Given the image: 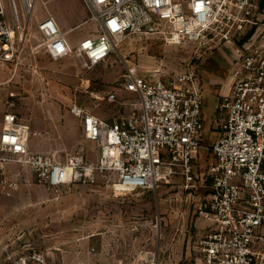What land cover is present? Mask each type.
I'll use <instances>...</instances> for the list:
<instances>
[{
    "label": "built area",
    "instance_id": "obj_1",
    "mask_svg": "<svg viewBox=\"0 0 264 264\" xmlns=\"http://www.w3.org/2000/svg\"><path fill=\"white\" fill-rule=\"evenodd\" d=\"M36 1L0 0L2 62H14V46L29 41ZM84 1L94 9L97 34L73 44L48 14L37 22L41 42L33 49L36 53L55 60L77 56L94 67L107 61L118 41L135 35L159 32L169 43L208 44L219 34V40H229L230 30H217L231 21H244L257 8L255 0ZM239 52L230 92L222 95L216 107L219 133L210 145L212 162L203 173L211 185L200 213L211 225L200 242V264H264V37L256 31ZM121 91L139 96L136 114L110 119L78 104L71 107L85 137L97 143L96 161H88L82 151L62 161L33 152L25 126L15 113H6L0 134V170L11 164L12 157L51 190L110 175L115 195L154 189L176 174L191 183L196 159L207 149L200 71L192 67L150 77L133 65L105 99L115 102ZM13 185L10 178L2 179L0 198L11 195ZM150 254L153 259L148 264H157L155 254ZM2 264L47 262L36 253H11Z\"/></svg>",
    "mask_w": 264,
    "mask_h": 264
},
{
    "label": "rangeland",
    "instance_id": "obj_2",
    "mask_svg": "<svg viewBox=\"0 0 264 264\" xmlns=\"http://www.w3.org/2000/svg\"><path fill=\"white\" fill-rule=\"evenodd\" d=\"M254 3L253 15L217 30H230L229 40H219V34L208 44L169 43L159 32L140 34L118 41L106 62L89 67L77 56L55 60L33 49L41 42L37 22L48 14L73 44L96 35L94 9L84 0H37L29 41L14 46L13 66L0 60V93L8 95L11 89V112L28 127V144L36 141L37 153L62 161L82 151L90 161L99 148L85 137L81 121L71 113L74 104L110 119L136 114L137 94L117 93L115 102L105 99L133 65L150 77L195 67L202 85L218 72L227 80L241 45L256 31L264 37V0ZM218 133V128L205 129L207 149L196 159L191 183L176 174L154 189L125 195L113 193L110 175L51 190L11 157V164L0 170V183L10 178L15 187L11 195L0 198V264L11 253H36L47 264H148L153 259L150 253L157 264H196L205 230L201 225L208 221L200 207L211 185L203 173L212 162L210 145Z\"/></svg>",
    "mask_w": 264,
    "mask_h": 264
},
{
    "label": "crops",
    "instance_id": "obj_3",
    "mask_svg": "<svg viewBox=\"0 0 264 264\" xmlns=\"http://www.w3.org/2000/svg\"><path fill=\"white\" fill-rule=\"evenodd\" d=\"M6 65H10V66L12 65L13 66L14 62L8 63ZM220 74L221 73H219V72L217 74H212L213 77L215 76L214 79L210 80L207 83H204V85H203V87H204V90H203V103H204L203 117L205 120V129L217 128L216 120H219V117H220L219 113L216 110L218 101L222 97V95H227L230 92V85H231L232 79H233L232 75L226 80V78L224 76H221ZM221 84H222V87L220 86ZM9 92L10 93H8V95H7V93H6V95H5V93H0V134L2 132V128H3V124H4V115L6 113H13V112H11V89H9ZM119 93H129V92L121 91ZM5 96H7L8 99H7V105H6L7 109L4 112V110H5L4 97ZM106 118H108V117H106ZM23 121H25V120H23ZM25 122H26V124L28 123L27 121H25ZM35 143H36V141L30 142L29 147L32 151L37 152ZM96 152H95V154H93L90 161H96L97 160V158L99 156V150ZM200 154H201V152H200ZM210 225H211V223L208 221L202 223L201 227L204 228L205 230L203 231V234H201V237H203L204 234L209 231V228L208 229H206V228ZM197 252H198V257L196 258V264H200L201 263V257H202L201 248H199ZM189 253H190V250L186 252V256H189Z\"/></svg>",
    "mask_w": 264,
    "mask_h": 264
},
{
    "label": "bare ground",
    "instance_id": "obj_4",
    "mask_svg": "<svg viewBox=\"0 0 264 264\" xmlns=\"http://www.w3.org/2000/svg\"><path fill=\"white\" fill-rule=\"evenodd\" d=\"M24 133H25V135L27 136L28 129H27L26 127H24Z\"/></svg>",
    "mask_w": 264,
    "mask_h": 264
},
{
    "label": "trees",
    "instance_id": "obj_5",
    "mask_svg": "<svg viewBox=\"0 0 264 264\" xmlns=\"http://www.w3.org/2000/svg\"><path fill=\"white\" fill-rule=\"evenodd\" d=\"M263 6H264V5H263ZM251 33H252V31H250V32L246 35V37L250 36Z\"/></svg>",
    "mask_w": 264,
    "mask_h": 264
}]
</instances>
